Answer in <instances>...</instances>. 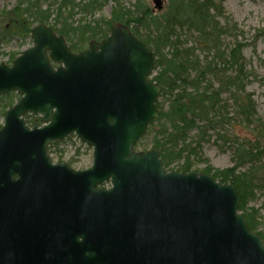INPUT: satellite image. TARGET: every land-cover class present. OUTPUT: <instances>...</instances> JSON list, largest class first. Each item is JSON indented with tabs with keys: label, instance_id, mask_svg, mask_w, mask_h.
Instances as JSON below:
<instances>
[{
	"label": "water",
	"instance_id": "1",
	"mask_svg": "<svg viewBox=\"0 0 264 264\" xmlns=\"http://www.w3.org/2000/svg\"><path fill=\"white\" fill-rule=\"evenodd\" d=\"M31 35V49L0 64V97L21 95L0 129V264H264L232 184L134 150L161 94L143 41L121 23L83 53L44 24ZM28 113L44 126L30 128ZM74 133L94 148L90 169L48 155Z\"/></svg>",
	"mask_w": 264,
	"mask_h": 264
},
{
	"label": "trees",
	"instance_id": "2",
	"mask_svg": "<svg viewBox=\"0 0 264 264\" xmlns=\"http://www.w3.org/2000/svg\"><path fill=\"white\" fill-rule=\"evenodd\" d=\"M43 1L20 0L11 11L0 13L6 24L0 30V57L8 56L13 63L20 53L5 54L1 44L13 38L31 39L32 29L42 24L65 37L74 52L86 50L92 40L106 39L117 23L129 27L155 53L151 78L161 87L159 117L138 145L149 138L168 171L202 173L232 184L239 195V212L264 243V234L257 232L258 210L248 207L264 185V120L247 89L255 72L248 69L246 45L239 41L238 24L222 6L215 0H168L157 12L144 0H136L133 9L126 7L127 0H52L46 8ZM110 1L114 7L109 18L74 20L77 13L103 11ZM17 97L15 93L3 97L8 99L3 117ZM25 120L32 127L41 123L35 116ZM212 139L221 150L234 149L233 166L217 169L203 159V145ZM61 143L52 144L49 152ZM61 150H56L60 160ZM202 163L207 165L198 170Z\"/></svg>",
	"mask_w": 264,
	"mask_h": 264
},
{
	"label": "rangeland",
	"instance_id": "3",
	"mask_svg": "<svg viewBox=\"0 0 264 264\" xmlns=\"http://www.w3.org/2000/svg\"><path fill=\"white\" fill-rule=\"evenodd\" d=\"M150 9L154 10V4L152 0H144ZM218 5H221L225 11V15L231 18L238 24L240 30L239 41L243 42L246 47L244 49V57L246 58L248 69L253 70L255 73L251 77V81L247 87L248 91L253 94L257 112L259 117L264 120V0H215ZM20 2V0H0V13L3 10L11 11ZM52 3V0L43 1L46 8ZM136 0H127L125 2L126 7L133 9ZM168 0H164V8L167 5ZM114 3L110 1L103 11H95L93 14L77 13L74 20L76 22L84 20V22L96 21L101 18H109L113 11ZM164 10V9H163ZM162 10V11H163ZM160 12V11H157ZM55 16H53L50 24L53 25ZM221 23H225L223 18H220ZM5 22L0 20V30L2 26H5ZM226 39V38H225ZM229 42V38L226 39ZM33 46V42L30 39L21 40L20 38H13L6 40L1 44V50L5 54L21 53L26 49ZM0 63H10L8 56L0 57ZM8 102L7 98H3L0 101V124H4L5 116L3 117L4 105ZM18 102L15 99L14 104ZM9 110V109H8ZM6 110V111H8ZM242 133V132H241ZM59 149H62L60 160V154L52 152V160L55 163L64 162L75 163L71 165L75 171H82L90 168L93 165L94 154L92 146H88L83 143L79 138L74 137L68 142L60 145ZM152 144L150 139L141 142L137 146L138 151H150ZM78 152V153H77ZM77 153V154H76ZM202 157L208 160L211 166L217 169H226L234 165V149L232 147H226L225 150H221L212 139L211 142H206L203 145ZM75 158L74 160H71ZM207 164L202 163L198 165V170L205 168ZM175 171V170H174ZM248 205L249 209L258 210L257 232L264 234V185L263 188L257 192V196L254 200L250 201ZM256 233V232H255Z\"/></svg>",
	"mask_w": 264,
	"mask_h": 264
},
{
	"label": "flooded vegetation",
	"instance_id": "4",
	"mask_svg": "<svg viewBox=\"0 0 264 264\" xmlns=\"http://www.w3.org/2000/svg\"><path fill=\"white\" fill-rule=\"evenodd\" d=\"M101 42V41H100ZM87 50V49H86ZM86 50H84V51H86ZM84 51H82V52H84ZM79 53H81V52H79ZM57 67V66H56ZM21 99V97H19V100ZM18 100V101H19ZM31 116H35V115H32V114H26L25 116H24V120H25V118H29V117H31ZM35 117H37V118H39L40 119V124H36V125H34L33 127H36V126H38V127H40V126H42L43 125V123H42V118L40 117V116H35ZM26 121V120H25ZM74 135L72 134V136L70 135V136H68V138L67 139H71L72 137H73ZM69 166V165H68ZM69 167H71V166H69ZM72 168V167H71ZM108 188H110V186L109 185H101V186H99L98 187V189H103V190H105V189H108Z\"/></svg>",
	"mask_w": 264,
	"mask_h": 264
}]
</instances>
